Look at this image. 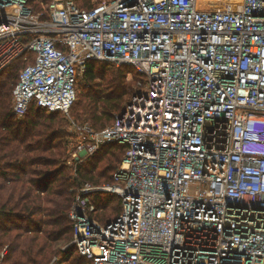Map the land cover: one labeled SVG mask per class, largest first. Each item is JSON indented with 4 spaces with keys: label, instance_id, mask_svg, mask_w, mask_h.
Wrapping results in <instances>:
<instances>
[{
    "label": "built area",
    "instance_id": "built-area-1",
    "mask_svg": "<svg viewBox=\"0 0 264 264\" xmlns=\"http://www.w3.org/2000/svg\"><path fill=\"white\" fill-rule=\"evenodd\" d=\"M38 1L35 12L0 0V75L26 63L17 119L32 104L70 119L89 61L145 76L111 127L72 123L67 165L128 148L113 184L78 192L77 252L94 264H264V0ZM98 192L121 200L107 223L91 216Z\"/></svg>",
    "mask_w": 264,
    "mask_h": 264
},
{
    "label": "trees",
    "instance_id": "trees-1",
    "mask_svg": "<svg viewBox=\"0 0 264 264\" xmlns=\"http://www.w3.org/2000/svg\"><path fill=\"white\" fill-rule=\"evenodd\" d=\"M41 2L47 5L51 0ZM75 2L83 10L101 4L100 0ZM30 6L35 12L42 10L38 0H30ZM24 58L0 75V254L8 247L1 264H51L56 257L63 261L55 264H94L81 256L75 246L68 245L64 252L57 249V244L74 239L69 212L77 192L86 185L113 184L112 176L128 148L118 143L104 145L75 172L69 169L65 163V136L53 129L42 130L39 124L67 117L32 104L21 121L9 109L11 92L26 67ZM113 64L89 61L76 82L78 97L70 116L74 108L78 109L86 120L77 123L90 124L97 132L114 124L136 94L138 83L145 82V76L134 66L109 70ZM91 198L97 206L91 216L102 223L114 220L122 212L116 194L98 192ZM102 213L108 219L102 221Z\"/></svg>",
    "mask_w": 264,
    "mask_h": 264
},
{
    "label": "rangeland",
    "instance_id": "rangeland-1",
    "mask_svg": "<svg viewBox=\"0 0 264 264\" xmlns=\"http://www.w3.org/2000/svg\"><path fill=\"white\" fill-rule=\"evenodd\" d=\"M95 1H97V0H94V2ZM109 1H111V0H100V2H101V4H103V3H105V2H109ZM97 7V6H96ZM118 66L117 65H115V64H113V66L111 67V68H109V70H113V69H116ZM108 70V71H109ZM18 74H19V71L16 73V75H14L15 77H16V79L18 78ZM13 92V91H12ZM11 92V106L9 107V109L12 111V107H13V93ZM86 101V100H85ZM78 112V109H75L74 108V110L72 111V113H71V116H70V119H66V118H62V117H58V119H56L55 121H54V123H50V122H43V121H41L39 124L41 125V127H42V130H45L46 128L48 129V130H55V131H58V132H61V134L63 135V136H65V138H66V143H65V148L67 149V156H66V158H65V163H66V165H67V162L71 159V153H70V150H69V148H68V145H67V141L71 138V135L73 136L74 135V133H73V127H72V123L73 124H78L77 122H80V123H82V121H85L86 120V118H85V116H83V115H79V112ZM73 118H74V120H73ZM23 120V119H22ZM21 120V121H22ZM44 124H46V125H44ZM50 124H52L53 126H51ZM85 124V123H84ZM105 160V159H104ZM104 160L102 161V162H104ZM84 162H86V159H83V158H81L80 159V161L78 162V163H75L73 166H70V165H67L68 166V168L69 169H71V170H73V172H75V170H76V168H77V166H80L82 163H84ZM97 173H98V171H97ZM96 173V174H97ZM113 177V176H112ZM87 186V185H86ZM91 186H96V187H99V186H103V185H91ZM85 187V186H84ZM83 187V188H84ZM82 189V188H81ZM80 189V190H81ZM79 192V191H78ZM78 192H77V196H76V198L78 197ZM75 204H76V201L74 202V205L72 206V208H71V210H70V212H69V219H70V221H72L71 220V218H70V213L72 212V210H73V208H74V206H75ZM102 212V211H101ZM105 213V212H104ZM104 213H102L103 215L101 216L102 218H101V220L103 221V220H106V219H108L107 218V214L106 215H104ZM98 220V219H97ZM74 226V225H73ZM70 245H73L74 246V239H73V241L71 242V243H64V242H62V243H59V244H57V249H61V250H63L64 252L69 248V246ZM7 249H8V247H6L3 251H2V253L0 254V257H1V255L4 253V252H7ZM60 258V257H59ZM59 258H57L56 257V259H54L53 260V262L51 263V264H55L56 262H62L63 261V259H61L60 261H58V259ZM68 259V258H67Z\"/></svg>",
    "mask_w": 264,
    "mask_h": 264
}]
</instances>
